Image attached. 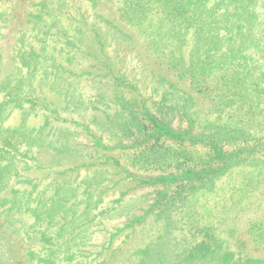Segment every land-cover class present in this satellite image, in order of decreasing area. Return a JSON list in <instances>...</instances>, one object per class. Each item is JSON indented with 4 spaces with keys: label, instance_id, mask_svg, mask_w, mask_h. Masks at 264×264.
<instances>
[{
    "label": "rangeland",
    "instance_id": "374dc122",
    "mask_svg": "<svg viewBox=\"0 0 264 264\" xmlns=\"http://www.w3.org/2000/svg\"><path fill=\"white\" fill-rule=\"evenodd\" d=\"M0 264H264V0H0Z\"/></svg>",
    "mask_w": 264,
    "mask_h": 264
},
{
    "label": "trees",
    "instance_id": "16d2710c",
    "mask_svg": "<svg viewBox=\"0 0 264 264\" xmlns=\"http://www.w3.org/2000/svg\"><path fill=\"white\" fill-rule=\"evenodd\" d=\"M161 127L163 126V123H162V125H160ZM164 127V126H163ZM166 129L168 128V127H165ZM169 129V128H168ZM163 134H168L169 135V132H162ZM171 135V134H170ZM198 136H200V138L199 137H197L196 135L195 136H190L189 135V140H191V141H198V139H204V136H202V135H198ZM174 137V136H173ZM160 138H158V137H156L155 139H153L154 141H152L151 142V144H149V142L147 143L146 142V144H144V145H142V147L140 148V150H139V154H143L142 156H143V158H144V156H147L146 158H144L142 161L143 162H140L141 164H142V168H144V169H149V168H151V166H154V165H156V167H155V169H157V168H161V169H165V167H167V166H169L170 164H168L167 162H164V161H161V160H159L158 158H156V156L155 155H157L158 153H159V151H160V148L157 146L158 145V140H159ZM98 141H100V140H98ZM211 142H213L214 144H212L213 145V149H214V155H213V159H220V161H222L221 162V165H220V167L219 168H217V169H220V170H222V172H225L228 168H230L233 164H235V163H240V162H244V161H246L248 158H249V156H250V154L249 153H251L252 151H254L255 150V148H253V147H250V149H248L247 147H240V148H238V149H232V150H230L229 152H227V151H224L223 150V147H221V146H219L216 142H215V140L213 139V138H211V141L209 142V143H211ZM99 145H102V143H98ZM183 145V144H182ZM104 147H109V146H104ZM109 148H112V147H109ZM169 149V148H168ZM242 153V154H241ZM163 156V158H164V160L166 161V159H167V157H165V155H162ZM106 158H108V157H106ZM235 158H237L236 160H233V159H235ZM212 164L211 165H215V164H219V162H216V161H213V162H211ZM180 164L181 165H183V166H185L186 168H187V171H186V173H184L182 176H185V175H190V174H192L193 173V171H195V169L194 168H189V167H191V163H189V164H187L186 162H180ZM214 167V166H213ZM212 169H214V168H212ZM150 170V169H149ZM211 170V169H210ZM209 169H207L206 171H210ZM213 172L214 171H216V173L217 174H220V173H222L221 171H218V170H212ZM211 172V171H210ZM197 175H199V174H197ZM168 177H173V174L171 175V176H168ZM165 180H168V179H170V178H168L167 179V177L166 178H164ZM168 181H174V182H181V179L180 178H176V179H174V180H168ZM180 185V184H179ZM183 185L184 184H182V187H183ZM172 197V196H171Z\"/></svg>",
    "mask_w": 264,
    "mask_h": 264
}]
</instances>
